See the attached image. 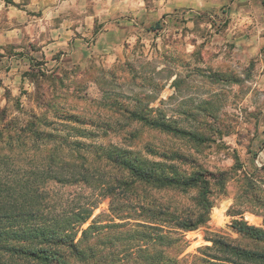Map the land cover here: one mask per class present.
<instances>
[{"label": "rangeland", "instance_id": "374dc122", "mask_svg": "<svg viewBox=\"0 0 264 264\" xmlns=\"http://www.w3.org/2000/svg\"><path fill=\"white\" fill-rule=\"evenodd\" d=\"M45 1L59 9L53 24L62 23L69 31L68 45L47 58L25 61L18 59L13 47H0V107L7 117L18 125L33 115L45 118L49 126L44 129L90 144L92 151L115 145L140 160L174 163L186 172L203 169L217 175L223 171V185L211 181L213 206L208 222L183 231L186 243L179 257L198 254L211 245L212 235L239 240L231 227L234 220L264 228V85L260 80L264 68L235 50L245 34L261 31L264 0ZM29 3L0 0V28L9 25V6L41 15L42 8L35 6L31 12ZM114 101L121 107L147 110L152 117L161 115L201 140L130 121L117 112ZM63 115L86 123L64 120ZM75 128L86 129L87 136H80ZM174 152L182 160L167 158ZM86 154L97 161L94 153ZM92 192L82 184L54 185L49 197L58 208L70 207ZM138 193L133 203L156 201L178 211L194 208L193 189L149 187ZM130 217L125 220H151ZM118 218L109 211L108 199H103L82 227L91 219L97 225L124 221ZM125 228L103 226L86 243L108 239L107 232ZM97 248L104 254L109 251L102 245ZM74 264L82 263L74 260Z\"/></svg>", "mask_w": 264, "mask_h": 264}, {"label": "trees", "instance_id": "16d2710c", "mask_svg": "<svg viewBox=\"0 0 264 264\" xmlns=\"http://www.w3.org/2000/svg\"><path fill=\"white\" fill-rule=\"evenodd\" d=\"M117 109L130 121L201 140L161 115L152 117L147 110L119 105ZM63 116L64 120L86 123L74 115ZM32 117L18 125L0 107V264H74V260L82 264H264V228L242 219L231 224L239 240L212 235L208 238L211 245L198 254L179 257L186 243L183 231L208 222L213 206L211 181L223 185V171L217 175L203 169L186 172L174 163L140 160L128 149L115 145L98 146L92 151L90 144L44 129L49 126L45 118ZM75 129L80 136H87L86 129ZM87 152L94 153L97 161L91 160ZM167 158L182 160L183 156L174 152ZM65 184L86 185L93 192L76 205L58 208L51 204L50 189ZM149 187L183 192L193 189L194 208L178 211L156 201L133 203L138 190ZM103 199H108L109 211L124 221L97 225L91 219L83 228ZM131 215L151 220L126 221ZM103 226L126 228L109 231L108 239L97 238L87 244L88 237ZM100 245L109 251L102 253L97 248ZM132 250L134 253H130Z\"/></svg>", "mask_w": 264, "mask_h": 264}, {"label": "crops", "instance_id": "0c3cea01", "mask_svg": "<svg viewBox=\"0 0 264 264\" xmlns=\"http://www.w3.org/2000/svg\"><path fill=\"white\" fill-rule=\"evenodd\" d=\"M19 2V0H13ZM39 4V5H37ZM26 6V5H25ZM35 6L42 8L41 15H27L25 10L9 6V25L0 28V47L11 46L18 59L25 61L28 58L45 57L63 50L68 45V33L66 28L53 24L54 16H58L59 9L50 8L45 0H30L28 10L35 11ZM57 14V15H54ZM261 31L245 34L235 48L243 58L259 61L264 68L262 50L264 48V22H261ZM26 42V45L23 43ZM32 46H35L32 48ZM14 55V54H13ZM264 85V72L260 75Z\"/></svg>", "mask_w": 264, "mask_h": 264}]
</instances>
